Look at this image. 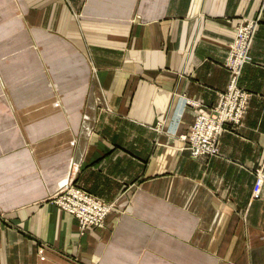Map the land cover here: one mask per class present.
Returning <instances> with one entry per match:
<instances>
[{
  "label": "crops",
  "instance_id": "obj_1",
  "mask_svg": "<svg viewBox=\"0 0 264 264\" xmlns=\"http://www.w3.org/2000/svg\"><path fill=\"white\" fill-rule=\"evenodd\" d=\"M260 26L220 157L180 140ZM264 0H0V264H264ZM70 176L113 204L82 231Z\"/></svg>",
  "mask_w": 264,
  "mask_h": 264
},
{
  "label": "built area",
  "instance_id": "obj_2",
  "mask_svg": "<svg viewBox=\"0 0 264 264\" xmlns=\"http://www.w3.org/2000/svg\"><path fill=\"white\" fill-rule=\"evenodd\" d=\"M259 24V19L241 20L236 28L235 41L229 45V56L224 64L233 74L228 90L220 94L217 105L208 113L196 117L188 135L180 137L185 144L182 150L189 151L191 157H220L221 135L229 130V125L241 126L251 94L238 86V75L248 63V54L253 47ZM255 175L253 197L259 199L264 186V169L256 170ZM53 200L79 220L82 231L88 227L103 228L108 215L114 210L113 204L88 194L72 179L59 187Z\"/></svg>",
  "mask_w": 264,
  "mask_h": 264
},
{
  "label": "rangeland",
  "instance_id": "obj_3",
  "mask_svg": "<svg viewBox=\"0 0 264 264\" xmlns=\"http://www.w3.org/2000/svg\"><path fill=\"white\" fill-rule=\"evenodd\" d=\"M255 19H259V20H260V18H255ZM260 22H261V21H260ZM259 26H260V24H259ZM258 29H259V28H258ZM257 32H258V31H257ZM256 35H257V33L255 34V38H256ZM235 37H236V36H235ZM234 41H235V39H234ZM234 41H233V42H234ZM233 42H232V43H233ZM254 42H255V41H254ZM232 43H231V44H232ZM253 45H254V44H253ZM251 50H252V49H251ZM250 53H251V51H249V54H248V59H249V60H248V63H246V64L242 67V69L240 70V73H239V75H238V86H239V80H240V78H241V76H242V74H243V70H244L245 66L248 65V64H250V62H251V61H250ZM227 58H228V57H227ZM226 69H227V68H226ZM228 70H229V69H228ZM229 72H230V74H231V80H230V83H231V81H232V79H233V74H232V72H231L230 70H229ZM230 83H229V84H230ZM228 87H229V85H228ZM228 87H227V90H228ZM239 87H240V86H239ZM240 88H241V87H240ZM241 89H243V88H241ZM227 90H226V91H227ZM243 90H244V89H243ZM226 91H225V92H226ZM245 91H246V90H245ZM225 92H224V93H225ZM246 92H248V91H246ZM248 93H249V92H248ZM250 94H251V93H250ZM251 95H252V94H251ZM249 101H250V99H249ZM248 106H249V102H248ZM247 110H248V109H247ZM231 126H232V125H231ZM233 127H234V126H233ZM238 127H239V126H238ZM234 128H235V127H234ZM69 177H70V176H68V177L66 178V180H67ZM66 180H64V181L61 183L60 186H62V184H63ZM95 198H96V197H95ZM98 199H99V198H98Z\"/></svg>",
  "mask_w": 264,
  "mask_h": 264
},
{
  "label": "bare ground",
  "instance_id": "obj_4",
  "mask_svg": "<svg viewBox=\"0 0 264 264\" xmlns=\"http://www.w3.org/2000/svg\"><path fill=\"white\" fill-rule=\"evenodd\" d=\"M71 178L72 177H69L64 183H66L68 180H70L71 181ZM67 212V211H66ZM69 213V212H68ZM70 214V213H69Z\"/></svg>",
  "mask_w": 264,
  "mask_h": 264
}]
</instances>
